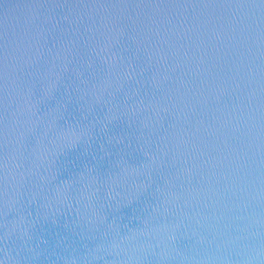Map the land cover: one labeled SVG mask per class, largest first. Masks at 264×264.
Segmentation results:
<instances>
[{
  "label": "water",
  "instance_id": "obj_1",
  "mask_svg": "<svg viewBox=\"0 0 264 264\" xmlns=\"http://www.w3.org/2000/svg\"><path fill=\"white\" fill-rule=\"evenodd\" d=\"M0 264H264V0H0Z\"/></svg>",
  "mask_w": 264,
  "mask_h": 264
}]
</instances>
